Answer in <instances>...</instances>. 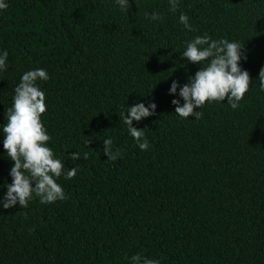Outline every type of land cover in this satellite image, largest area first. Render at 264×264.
I'll use <instances>...</instances> for the list:
<instances>
[{
	"label": "trees",
	"instance_id": "16d2710c",
	"mask_svg": "<svg viewBox=\"0 0 264 264\" xmlns=\"http://www.w3.org/2000/svg\"><path fill=\"white\" fill-rule=\"evenodd\" d=\"M6 3L0 123L21 74L46 69L48 144L78 171L58 178L63 201L0 208V264H128L134 253L161 264H264V0H178L175 12L168 0H129L127 13L115 0ZM153 10L160 17L149 23L143 13ZM180 12L194 31L179 24ZM205 33L243 44L250 88L237 109L225 98L206 102L199 119L178 118L170 101H183L168 89L198 70L181 52ZM136 102L156 105L132 121L148 150L120 118ZM108 136L115 161L102 151ZM4 151L0 144V195L11 183ZM71 152L88 156L71 161Z\"/></svg>",
	"mask_w": 264,
	"mask_h": 264
},
{
	"label": "clouds",
	"instance_id": "9594fccd",
	"mask_svg": "<svg viewBox=\"0 0 264 264\" xmlns=\"http://www.w3.org/2000/svg\"><path fill=\"white\" fill-rule=\"evenodd\" d=\"M133 2L135 3V0ZM115 4L119 6L120 11L127 13L129 0H115ZM168 6L175 12L179 6L178 0H168ZM7 7L6 0H0V10ZM143 15L149 23L160 17L155 10L145 11ZM189 19L185 12L178 15L179 24L186 31L192 32L194 29ZM242 47L243 44L236 40L213 39L207 33L195 35L184 42L181 59L198 64L199 68L187 77L183 85H178V82L173 80L169 86V95H178L183 101L182 104L175 98L170 101L178 118L191 116L193 119H199L200 108L206 102H221L225 98L230 108H238L239 102L250 88L249 74L239 65V61L246 59ZM8 68V51L0 50V72ZM48 79V72L44 68L24 71L13 89L6 122L0 123V144L5 150L4 156L12 162L8 172L11 183L5 182L2 185L6 191L0 195V208L8 209L17 204L26 208L35 197H38L42 204L63 201L67 196L63 186L57 182L58 178L70 179L78 171V166L65 167V160L62 161L54 155L48 144L51 137L41 119V114L46 111L48 105L45 102V92L40 86V82H46ZM258 80L260 90L264 91V66L259 71ZM125 108L126 111H121L120 118L127 126L128 135L135 140L140 150H148L150 144L143 129L133 127L132 121L139 122L142 118L153 115L155 103L150 102L145 106L143 102H136ZM88 143L89 139H86L84 144L87 146ZM102 144V151L108 160L118 159L120 150L113 148L111 136L104 138ZM87 156V152H71L68 158L75 161L87 159ZM127 260L128 264H161L160 259L141 253H134Z\"/></svg>",
	"mask_w": 264,
	"mask_h": 264
}]
</instances>
